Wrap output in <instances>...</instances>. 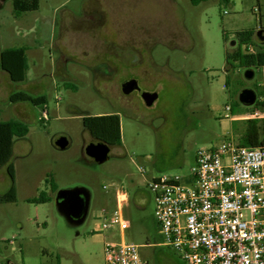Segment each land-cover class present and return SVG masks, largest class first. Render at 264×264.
Wrapping results in <instances>:
<instances>
[{"label": "rangeland", "instance_id": "rangeland-1", "mask_svg": "<svg viewBox=\"0 0 264 264\" xmlns=\"http://www.w3.org/2000/svg\"><path fill=\"white\" fill-rule=\"evenodd\" d=\"M256 8L257 0H40L39 10L16 16L13 0H0V52L25 47L29 64L22 83L0 67V122L23 120L30 129L15 138V182L9 164L0 168V195L17 188L16 202L0 203V264H100L104 237L141 246L151 264H186L163 243L148 184L172 176L190 185L200 149L238 142L236 128L228 136L225 109L250 117L256 103L242 104L240 94L257 93L264 77L238 67L225 88L226 55L242 46L236 29L256 28ZM130 79L140 89L125 95ZM19 91L47 103L16 107L8 94ZM145 92L158 94L151 107ZM113 113L122 145L99 164L84 153L92 139L84 118ZM60 137L69 141L65 150ZM52 185L88 191L84 223H71L54 201H27ZM120 186L131 197L124 213L131 228L97 236V217Z\"/></svg>", "mask_w": 264, "mask_h": 264}, {"label": "built area", "instance_id": "built-area-1", "mask_svg": "<svg viewBox=\"0 0 264 264\" xmlns=\"http://www.w3.org/2000/svg\"><path fill=\"white\" fill-rule=\"evenodd\" d=\"M255 54L254 43L242 44ZM264 93V82L262 84ZM264 102V94L260 98ZM227 106L224 118L233 116ZM257 112L243 119H253ZM143 171V169H141ZM190 185L181 177L153 178L155 219L164 245L186 264H264V144L245 147L233 139L202 148ZM127 192L117 196V210L103 215V230L124 234L131 222L124 215ZM141 246L109 240L105 264H151Z\"/></svg>", "mask_w": 264, "mask_h": 264}, {"label": "trees", "instance_id": "trees-1", "mask_svg": "<svg viewBox=\"0 0 264 264\" xmlns=\"http://www.w3.org/2000/svg\"><path fill=\"white\" fill-rule=\"evenodd\" d=\"M193 3H200L205 0H191ZM14 13L16 16L37 11L40 8V0H13ZM255 30H243L237 32L240 44L254 43ZM257 47V45H256ZM1 68L9 74L14 83H22L27 79L29 71L27 48H6L0 56ZM238 67L245 69H260L264 67V47H258L255 54H249L242 50L241 46L234 52L226 55V85L231 83V73ZM258 98L263 96L262 89H256ZM10 101L12 103L30 102L33 105H44L47 103L45 96L33 97L24 91L14 93ZM234 111V108H232ZM264 112V102L257 100L254 105V112ZM237 113V112H236ZM235 113V114H236ZM84 125L90 132L93 139L106 143L111 147L122 145V124L118 114H106L84 118ZM236 128V124H234ZM237 129V128H236ZM29 126L21 120H9L0 122V168L6 166L13 156V145L15 138H23L29 134ZM238 142L245 147H259L264 144V118L246 120L244 132L240 135ZM8 172L13 182H15V167L9 164ZM52 190L57 191L55 185ZM52 199L46 192H42L38 197L28 199L29 203L41 204L50 202ZM17 201V188L15 183L10 191L5 195H0V203H12Z\"/></svg>", "mask_w": 264, "mask_h": 264}, {"label": "water", "instance_id": "water-1", "mask_svg": "<svg viewBox=\"0 0 264 264\" xmlns=\"http://www.w3.org/2000/svg\"><path fill=\"white\" fill-rule=\"evenodd\" d=\"M254 73L248 71L246 73L247 78H252ZM139 82L136 79L127 80L122 84V92L125 95H130L134 91L139 90ZM142 99L148 107L154 105L158 99L157 93L145 92L142 93ZM240 101L246 106H252L257 101V93L251 89H245L240 94ZM56 144L61 150L67 149L69 141L65 137L57 139ZM112 147L103 142H92L85 148L86 155L95 161L102 164L108 161L111 157ZM56 202L65 216L74 224H81L85 221L90 203V195L85 189L77 190H61L58 193Z\"/></svg>", "mask_w": 264, "mask_h": 264}, {"label": "crops", "instance_id": "crops-1", "mask_svg": "<svg viewBox=\"0 0 264 264\" xmlns=\"http://www.w3.org/2000/svg\"><path fill=\"white\" fill-rule=\"evenodd\" d=\"M206 1V0H205ZM203 1V2H205ZM192 2V1H191ZM203 2H200V3H203ZM193 3V2H192ZM200 3H193L195 5H199ZM256 13H257V16H256V20H257V26L256 28L254 27H248V28H242V29H236V33L239 32V31H243V30H255L256 34H255V37L253 39V41L257 42V48L258 47H264V0H257V8L255 9ZM234 45H236V42H233ZM4 50V49H3ZM2 50V51H3ZM2 51L0 52V56H1V53ZM0 67H1V63H0ZM2 69V68H1ZM260 73L263 74V77H264V67L260 68V69H257ZM3 71V70H2ZM5 72V71H3ZM6 73V72H5ZM8 76L9 74L6 73ZM10 78V76H9ZM226 78H227V71H226ZM11 80V79H10ZM12 81V80H11ZM225 88H228L227 85L225 84ZM260 88H262V86L260 85ZM14 93H10L8 94V99L10 100L11 96L13 95ZM37 97H40V96H37ZM19 103H22V102H19ZM19 103H13L16 107L19 106L20 104ZM255 113V112H254ZM113 114H117V113H113ZM247 113H243V112H239L237 114H234L232 118H229L228 120L233 124L231 130H230V133L228 134L229 137H233V129H234V124H236V128L238 131H235V134L236 136L238 137V139L240 138V135L244 132V128H245V123H246V120L243 119V116H245ZM248 114H253V112H250ZM258 116L256 118H253V119H263L264 118V112H260L258 111L257 112ZM119 115V114H118ZM226 119V118H225ZM23 121V120H21ZM3 122V121H2ZM24 122V121H23ZM122 124V122H121ZM92 137V136H91ZM228 137V138H229ZM92 141H96L95 139H91V142ZM14 145H15V141H14ZM14 145H13V153H14ZM113 148V147H112ZM84 153H85V149H84ZM123 186H120V187H117L116 188V193L114 194V196L112 197L111 200H109V203L108 205H111V207H104L103 208V211L100 213V215H98L97 218H99V221H97L95 227H94V234L99 236L101 235L103 232L105 231H111V230H103L102 227H103V220H102V217L104 214H106L107 216H109L110 214H112L114 211L117 210V196H118V192L120 190V188H122ZM56 188H57V191L54 192L52 190V186H51V190L47 187V194L48 196L52 199L50 202L54 201V203L57 205L58 209L61 211L60 207L58 206L57 202H56V199H57V196H58V193L61 191L59 190V187L58 185H56ZM125 189V187H123ZM78 189H82V188H78ZM77 190V189H76ZM126 190V189H125ZM50 191V192H49ZM127 192V206L124 208L123 212L125 213V209L128 207V205L130 204V201H131V197H130V194L128 193V191L126 190ZM90 195V194H89ZM30 199V198H29ZM90 202H91V195H90ZM48 203V202H47ZM41 204H44V203H41ZM89 212H90V203H89V211H88V215H89ZM63 213V212H62ZM64 214V213H63ZM65 215V214H64ZM87 215V217H88ZM125 215V214H124ZM86 217V219H87ZM85 219V221H86ZM69 220V219H68ZM70 221V220H69ZM84 221V222H85ZM71 222V221H70ZM83 222V223H84ZM72 223V222H71ZM74 224V223H73ZM82 224V223H81ZM105 238V241H104V256L102 258V263L100 264H105L106 263V259H105V244L107 241H109V239H106ZM115 241V240H114ZM6 263V262H5ZM12 261H8L6 264H11ZM13 264V263H12Z\"/></svg>", "mask_w": 264, "mask_h": 264}, {"label": "flooded vegetation", "instance_id": "flooded-vegetation-1", "mask_svg": "<svg viewBox=\"0 0 264 264\" xmlns=\"http://www.w3.org/2000/svg\"><path fill=\"white\" fill-rule=\"evenodd\" d=\"M92 142H95V143H97L98 141H92ZM92 142H90V143H92Z\"/></svg>", "mask_w": 264, "mask_h": 264}]
</instances>
